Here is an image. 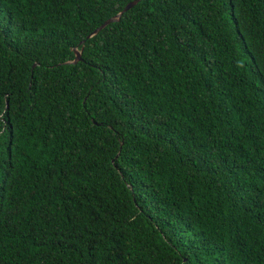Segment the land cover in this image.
Segmentation results:
<instances>
[{
	"label": "trees",
	"instance_id": "16d2710c",
	"mask_svg": "<svg viewBox=\"0 0 264 264\" xmlns=\"http://www.w3.org/2000/svg\"><path fill=\"white\" fill-rule=\"evenodd\" d=\"M131 1L0 0V264H264V0Z\"/></svg>",
	"mask_w": 264,
	"mask_h": 264
},
{
	"label": "water",
	"instance_id": "95a60500",
	"mask_svg": "<svg viewBox=\"0 0 264 264\" xmlns=\"http://www.w3.org/2000/svg\"><path fill=\"white\" fill-rule=\"evenodd\" d=\"M141 0H132L131 2H129L124 9L119 12L118 14H116L115 16L110 17L109 19H107L105 22H103L98 28H96L91 34L88 35V38L96 35L97 33H99L102 29H104L107 25H109L112 22L118 21L121 19L122 14H124L125 12H127L128 10H130L131 8H133L135 5H137ZM84 41H82L83 43ZM75 53H76V58L72 61H68V62H73V63H77L78 61H80L82 59V50H79L78 48L75 49Z\"/></svg>",
	"mask_w": 264,
	"mask_h": 264
}]
</instances>
